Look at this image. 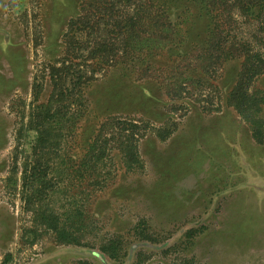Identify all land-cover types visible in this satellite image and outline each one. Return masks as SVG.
<instances>
[{
	"label": "trees",
	"instance_id": "1",
	"mask_svg": "<svg viewBox=\"0 0 264 264\" xmlns=\"http://www.w3.org/2000/svg\"><path fill=\"white\" fill-rule=\"evenodd\" d=\"M17 2L9 0L11 7ZM40 30L36 25L35 33ZM62 43V55L34 76L31 102L22 106L9 180L21 182L20 199L35 236L51 232L58 245L96 247L122 263L132 242L153 236L146 220L127 234L100 235L97 209L117 184L116 155L124 175L142 171L141 141L152 132L165 142L178 124L169 119L155 128L146 118L94 115L88 94L97 74L121 68L123 79L156 84L170 101L168 113L186 115L187 99L207 102L203 111L212 113L214 97L223 98L222 72L236 62L225 104L264 145V91L255 87L264 75V0H80ZM47 80L51 91L41 102ZM142 93L148 99L149 91ZM89 120L94 125L86 128ZM29 133L34 139L27 150L20 140Z\"/></svg>",
	"mask_w": 264,
	"mask_h": 264
},
{
	"label": "rangeland",
	"instance_id": "2",
	"mask_svg": "<svg viewBox=\"0 0 264 264\" xmlns=\"http://www.w3.org/2000/svg\"><path fill=\"white\" fill-rule=\"evenodd\" d=\"M79 1L18 0L11 7L0 0V264H264V145L225 104L239 70L236 62L222 72L223 98L214 97L212 113L203 111L207 102L190 99L184 101L186 115L168 113L170 101L156 84L123 79L121 68L97 74L88 94L94 115L146 118L155 128L169 119L178 124L165 142L152 132L141 141L144 170L124 175L116 155L117 184L97 209L101 236L127 234L146 220L153 241L132 242L126 260L113 263L96 247L58 245L44 230L33 234L31 213L19 195L21 182L9 180L19 114L31 102L34 76L62 55V35ZM44 83L41 102L51 91L48 80ZM255 87L264 91V75ZM90 122L86 128L94 125ZM33 139L29 133L20 144L29 150Z\"/></svg>",
	"mask_w": 264,
	"mask_h": 264
}]
</instances>
